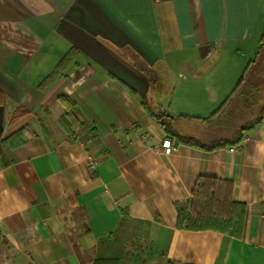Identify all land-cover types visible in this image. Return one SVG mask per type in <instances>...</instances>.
Masks as SVG:
<instances>
[{"label":"crops","instance_id":"crops-1","mask_svg":"<svg viewBox=\"0 0 264 264\" xmlns=\"http://www.w3.org/2000/svg\"><path fill=\"white\" fill-rule=\"evenodd\" d=\"M263 36L264 0H0V264H264ZM143 99L243 118L176 119L202 143L260 123L237 146L167 154ZM199 176L232 183L241 236L177 227Z\"/></svg>","mask_w":264,"mask_h":264},{"label":"trees","instance_id":"trees-1","mask_svg":"<svg viewBox=\"0 0 264 264\" xmlns=\"http://www.w3.org/2000/svg\"><path fill=\"white\" fill-rule=\"evenodd\" d=\"M263 46L264 43L261 45V48ZM259 53L260 51H258L257 54ZM75 54L76 53L74 49H72L62 57V59L57 64L54 72L46 77V80H49L47 84L50 83V81L55 77V75L59 71L63 70L73 60ZM251 62L255 63L256 61L255 59H253ZM250 70L251 68L249 69V71ZM241 81L242 79L239 80L234 91L238 90V88L242 86L243 83H241ZM61 98L69 102L71 106L69 108V111L65 112L60 117V122L65 127V129H71V127H75L78 125V120H76L73 111L74 105L68 97L62 95ZM143 103L147 107L149 113L157 120L159 125L168 135L175 137L178 142L199 145L209 150H213L220 147L239 145L242 140L249 134L250 130H252L255 126L260 123V119L252 121L249 124L244 123L243 125H241L240 129L229 131L231 134V137L229 139L202 143L199 139L195 137H187L176 131V129L174 128V123L176 119L185 118L203 122L222 120L224 122H230L234 124V121L236 119L238 121L243 118H238L235 116L229 117L224 115L225 103L215 113H213L207 118H199L186 114L173 115L162 110L161 108L158 109L151 107L148 104V101L145 99H143ZM262 110L264 111V105L262 107ZM23 114L24 113H22V115ZM241 121H238V123L240 124ZM227 127L231 126H224V128ZM14 138H18V142L16 143L18 145L25 142V139L22 136V131H17L13 135L5 138L3 141L7 142ZM232 189L233 186L230 181L221 180L209 176H199L192 190V200L189 209L186 206H178L177 227L190 230L213 229L218 230L220 232L229 233L232 236H241L244 230V220L247 210L244 205L236 203L232 200ZM74 244L78 245V242L74 241Z\"/></svg>","mask_w":264,"mask_h":264},{"label":"rangeland","instance_id":"rangeland-1","mask_svg":"<svg viewBox=\"0 0 264 264\" xmlns=\"http://www.w3.org/2000/svg\"><path fill=\"white\" fill-rule=\"evenodd\" d=\"M262 70H264V49L262 50V52L259 55V59L257 61V64L253 67V69L250 71L251 74L253 75H259V72H261ZM202 131V130H201ZM205 131H202V135L199 134L197 135V138L200 136H204ZM213 134V135H212ZM195 137V136H194ZM231 137V134L229 131L224 132V131H220V132H209V136L207 138H204L203 140L206 141H220V140H226L229 139Z\"/></svg>","mask_w":264,"mask_h":264},{"label":"built area","instance_id":"built-area-1","mask_svg":"<svg viewBox=\"0 0 264 264\" xmlns=\"http://www.w3.org/2000/svg\"><path fill=\"white\" fill-rule=\"evenodd\" d=\"M177 139L166 133L162 141V147L167 154H171L176 150Z\"/></svg>","mask_w":264,"mask_h":264}]
</instances>
